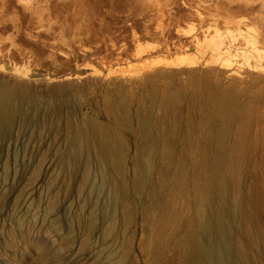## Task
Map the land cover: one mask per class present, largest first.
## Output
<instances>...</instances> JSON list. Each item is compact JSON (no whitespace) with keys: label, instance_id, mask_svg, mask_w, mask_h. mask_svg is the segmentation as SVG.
I'll use <instances>...</instances> for the list:
<instances>
[{"label":"rangeland","instance_id":"1","mask_svg":"<svg viewBox=\"0 0 264 264\" xmlns=\"http://www.w3.org/2000/svg\"><path fill=\"white\" fill-rule=\"evenodd\" d=\"M49 39L74 55L61 33ZM57 49L0 54V90L50 104L61 131L44 129L40 150L87 140L91 180L80 188L70 172L66 186L57 152L33 176L37 158L0 136V264H190L209 247L203 226L228 231L237 264H264V58L171 66L151 50L119 62L110 51L67 61Z\"/></svg>","mask_w":264,"mask_h":264},{"label":"bare ground","instance_id":"2","mask_svg":"<svg viewBox=\"0 0 264 264\" xmlns=\"http://www.w3.org/2000/svg\"><path fill=\"white\" fill-rule=\"evenodd\" d=\"M54 30L58 32V35L61 33L66 38L62 45L68 46L74 54L70 56L65 50L56 48L61 54L64 52L67 61L77 59V55L89 57L102 53V51H110L109 54H115L113 58L120 62V60L145 57L146 50H151L147 54L158 57V64L160 63V65H193L198 63L199 58L205 56L212 58L214 62L221 60L223 64L230 66L233 64L231 58L234 57L235 60L236 55L243 57V61L249 57L258 59L255 54L264 58V53H262L264 50L259 47L260 45L264 46V0H0V54H7L13 58L34 51H39V53L52 51L55 47H48L49 49H47V45H45L47 41L44 40L48 39L51 42L49 38ZM17 43H22L24 49L17 47ZM246 43H250L252 46L260 45L253 46L255 47L254 50L251 46L247 52L244 51L246 47H241V45L249 46ZM149 46H152V49H147ZM57 56L62 58L61 55ZM238 58L236 57V60ZM259 59H261L260 56ZM241 60L238 61L242 62ZM245 62L251 67L252 63ZM259 64H257L258 68ZM232 67L229 68L232 69ZM234 71L236 70L234 69ZM75 74L78 76L79 72L74 73L68 70L62 76L67 78L73 77ZM17 92L6 91L4 88L0 90V136L3 138L11 136L15 142L21 144L20 150L22 152H29L37 158L36 169L33 173L35 176L42 169L45 161L52 156V152L54 154L55 151H49V141L42 145L45 147L44 150L32 145V142L39 138L45 139L42 131H54L57 128H54L56 121L55 118L50 117V100L48 101L49 105H45V101L30 97V93L27 96L23 95L25 93ZM66 121L68 122V119ZM60 131V129L57 130V132ZM69 135L71 136V134ZM80 135L81 133L77 137ZM107 135L109 134L107 133ZM87 136L89 137V135ZM51 137L55 138L56 136L50 133L49 138ZM70 140L72 141V138L69 139V142ZM61 141H58L59 144ZM81 142L80 138L75 137L67 146L68 148L64 147V151L58 149L57 145L56 149L60 151H56L57 153L55 152L56 154L53 155L55 158L52 156L53 160H51H57L58 168L54 166V169H57V173L62 175L64 180L70 172L73 174L79 172V187L84 188L91 180V174L88 170L87 146L83 145L87 140ZM114 142H118V140ZM88 145L90 146L89 143ZM90 149L89 151H91ZM121 153L123 152L121 151ZM121 153H119L120 156ZM120 159L118 160L120 161ZM10 165L7 162L5 168L8 169ZM108 173L110 172L108 171ZM62 183L65 184V182ZM208 229V227L203 226V231L209 237V247L202 248L203 244L201 247L194 248L190 264L239 263L240 261L236 257L233 260L230 256V251L235 246L231 240L232 237L230 238L228 235V231L218 226L216 229H212V235ZM238 248H236L237 256H241ZM242 254L246 255L245 249L242 250Z\"/></svg>","mask_w":264,"mask_h":264}]
</instances>
